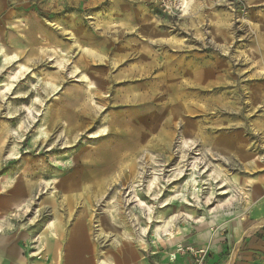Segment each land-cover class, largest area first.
Here are the masks:
<instances>
[{
	"label": "rangeland",
	"instance_id": "1",
	"mask_svg": "<svg viewBox=\"0 0 264 264\" xmlns=\"http://www.w3.org/2000/svg\"><path fill=\"white\" fill-rule=\"evenodd\" d=\"M188 8L0 0V189L8 196L15 178L31 189L21 197L28 208L8 206L0 224L29 233L30 264H97L102 253L113 264H150L173 256L160 242L163 221L196 236L218 214H230L210 230L223 246L218 262L236 263L241 247L223 222L252 219L264 205V0H192ZM105 151L113 162L104 167L95 161ZM76 226L91 249L71 262L63 254ZM57 229L54 255L43 248ZM182 236L177 253L210 252Z\"/></svg>",
	"mask_w": 264,
	"mask_h": 264
},
{
	"label": "crops",
	"instance_id": "2",
	"mask_svg": "<svg viewBox=\"0 0 264 264\" xmlns=\"http://www.w3.org/2000/svg\"><path fill=\"white\" fill-rule=\"evenodd\" d=\"M79 1V0H78ZM77 8V5H74ZM7 193L8 196L3 194V190L0 189V215L7 211L8 206L11 208L12 203L15 201V196L11 195L10 188ZM252 214L253 218L245 217L242 219V216L235 217L230 221L223 222L228 229V238L230 243L239 241L241 249L237 252V260L235 264H264V205L256 208ZM7 214H5L6 216ZM230 214H218L212 221H209L207 225L210 230H212V225L216 221L223 219L225 216ZM6 218V217H5ZM7 225V221L4 222L1 220L0 224V264H30L29 257L33 256L31 254H26L23 249V241L28 240L30 237L29 233L20 228H9L2 231V227ZM4 228V227H3ZM256 230L257 233H250L249 230ZM57 236H53L50 241L45 242L43 250L51 251L55 255L57 248L59 247V242L63 239V232L59 229ZM170 230V229H169ZM210 230H202L197 233L196 236L192 235L188 228H182L179 230L171 231L175 235L183 234L180 239H182L183 244L191 246H209L210 252L207 253L205 261L203 264H219L218 260L221 259L223 252V246L217 240V233L211 232ZM163 239H160V242L170 243V251H173L171 254L172 257H163L162 254L152 257L153 261H150V264H192V256L188 253H177L175 251L174 239H166L165 234ZM242 236H245V238ZM22 242V243H21ZM90 242L86 239V233L83 232L82 227H74L68 236L67 248L63 256L68 261H73L77 258L78 254L90 250ZM168 250V251H169ZM167 254V251H165ZM18 255V256H17ZM157 255V254H156ZM110 258V255H108ZM111 260V258H110ZM112 261V260H111ZM40 264V262H37ZM113 264V261H112Z\"/></svg>",
	"mask_w": 264,
	"mask_h": 264
},
{
	"label": "bare ground",
	"instance_id": "3",
	"mask_svg": "<svg viewBox=\"0 0 264 264\" xmlns=\"http://www.w3.org/2000/svg\"><path fill=\"white\" fill-rule=\"evenodd\" d=\"M192 2V0H181L180 1V7H179V12L181 13L182 12V15H184V14H187V12H188V7L190 6V3ZM189 5V6H188ZM70 40H71V42H72V46H74V48L76 47L77 48V50H85L86 48L84 47V46H81V45H79V44H77V41H75L74 39H73V37H71V38H69ZM42 40V39H41ZM76 50V51H77ZM16 57V56H15ZM15 57H13V58H15ZM17 58V57H16ZM64 60H66V59H64L63 57H61L60 55H58L56 58H55V63L58 65V66H61L62 65V63L64 62ZM19 70H21L20 72L22 73V72H24L25 70H26V67L24 66V65H20L19 64V69H18V71ZM16 72H17V70H16ZM26 72V71H25ZM81 78H83V80L86 82V85H87V87L88 88H90V90H92V88H95L94 87V85H93V82L91 81V79H89L84 73H81ZM5 87L4 88H7L8 87V85H4ZM85 111V110H84ZM82 112V111H81ZM91 121V120H90ZM67 130V129H66ZM184 143H185V141H184ZM113 152H111V151H105V152H101L100 154H99V157H97V159H99V160H96L95 162L98 164V165H100V166H104L105 167V165H110L112 162H113V154H112ZM184 155H182L181 156V161H185L184 160ZM197 158H194L192 161H190L188 164H190L191 165V169H193V171H195V169H194V164L196 163V160ZM87 161V160H86ZM99 161V162H98ZM85 162V161H84ZM88 163H91L90 161H88ZM86 168H87V166H86ZM104 171V170H103ZM182 171V170H181ZM215 171L216 170H213V172L215 173ZM183 172V171H182ZM183 174V173H182ZM181 174V175H182ZM218 174V173H217ZM180 175V177H182ZM226 177V176H225ZM120 178V173H119V171H118V173H117V175L116 176H114V178H111V179H108V181H110L111 183L112 182H115L117 179H119ZM17 179L18 178H15V181H13V185H12V187H10V189H11V193H12V195L13 196H15V201L12 203V205H11V207L15 210V209H18V208H20L22 205H25L26 206V208H28V203H29V199H25V198H23V199H21V197L22 196H24L23 195V192L25 191L26 192V196H29L30 195V193H31V189L29 188V187H26L25 188V190L23 189V185L19 182V181H17ZM103 181V180H102ZM195 181V179H192V182H194ZM222 181H224L229 187H231V184H230V180H227L226 178L225 179H222ZM188 182V181H187ZM196 190V189H195ZM19 197H20V199H19ZM175 198H179V199H183V196H182V194H178V195H175L174 196ZM171 199V198H170ZM183 201V200H182ZM186 202V203H185ZM138 203H139V205L140 204H142V201L141 200H139L138 199ZM182 203V202H181ZM184 203L185 204H187L188 203V201H186V200H184ZM189 204V203H188ZM147 209H149V206H147ZM188 217V216H187ZM245 217H243L242 216V219H244ZM163 225H162V232L165 234V236H166V239H172L173 237H174V233L173 232H171L170 230H169V228L167 227V226H164V224H165V221H163V223H162ZM176 232V231H175ZM139 234H141V232H138ZM105 235V234H104ZM174 239V238H173ZM111 240L112 241H114V242H117V239L116 238H113V237H111ZM140 240H142V241H144L143 239H141L140 238ZM101 252H102V250H101ZM104 252V251H103ZM34 254V253H33ZM33 254H31V255H33ZM18 256V255H17ZM34 256V255H33ZM39 258V257H38ZM97 264H112V261L110 260V258H109V256L108 255H106L105 253H102V255H100V257H98L97 258Z\"/></svg>",
	"mask_w": 264,
	"mask_h": 264
},
{
	"label": "built area",
	"instance_id": "4",
	"mask_svg": "<svg viewBox=\"0 0 264 264\" xmlns=\"http://www.w3.org/2000/svg\"><path fill=\"white\" fill-rule=\"evenodd\" d=\"M83 2H88L92 0H79ZM98 4L105 3L107 0H93ZM149 3L151 6V9L158 10L159 12H162L164 14H174L176 12H179L180 7V1L181 0H144ZM187 251H189L192 255V264H203L205 261V256L207 255L206 248H192V247H185ZM176 252H182L183 247L180 246V248H175Z\"/></svg>",
	"mask_w": 264,
	"mask_h": 264
}]
</instances>
